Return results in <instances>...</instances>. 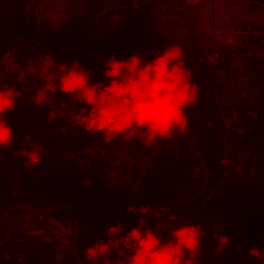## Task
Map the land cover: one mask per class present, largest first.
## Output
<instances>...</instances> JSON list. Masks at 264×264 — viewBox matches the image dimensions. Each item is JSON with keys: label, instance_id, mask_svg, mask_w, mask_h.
<instances>
[{"label": "trees", "instance_id": "16d2710c", "mask_svg": "<svg viewBox=\"0 0 264 264\" xmlns=\"http://www.w3.org/2000/svg\"><path fill=\"white\" fill-rule=\"evenodd\" d=\"M28 1L0 0V66L11 54L24 69L26 54L22 56L19 49L23 44H27L25 51L32 53V64L47 54L31 41L25 27L24 9ZM41 1L31 6V25L34 7ZM102 1L133 7V0ZM81 2L85 9L84 23L79 29L63 33L53 43L41 40L45 47H64L90 24L97 13L96 2ZM116 13L125 17L123 25L104 38L87 36L64 51L48 55L57 63L65 64H70L81 51H96L117 59L132 55L141 39V25L133 15L111 10L99 24ZM262 41L264 36L250 39L251 46L243 50L217 51V59L211 65L198 54L197 46L189 50V62L185 66L191 72L192 83L198 86L199 96L195 106L185 110V132L206 163L208 181L200 193L203 170L182 135L176 133L171 139H164L151 161L128 162L121 153L124 137L104 143L101 133L92 135L74 124L66 94L57 91L50 94L46 103L35 105L32 96L42 82L39 81L31 93L20 70L2 72L3 85L14 87L21 96L16 99L15 109L7 114V123L13 130V144L0 152V212L16 202H30L36 206L56 202L70 204L79 216L75 236L77 256L82 262L91 264L85 258L84 249L104 238L109 225L121 223V235L137 225L141 214L128 212L129 205L153 207L163 200H177L180 202L165 206L179 218L175 223L199 224L206 233L196 264H262L261 260L247 255L251 247L264 250V53L256 51V45ZM139 54L142 56V52ZM236 58L243 64L240 75L247 86V95L229 101L222 94L226 86L215 78L218 72L226 76L232 74V61ZM78 62L92 72V77L103 75V61L85 56ZM61 106L65 115L49 122L47 113ZM75 106L78 111L82 107ZM230 115L235 117L227 124L225 117ZM29 134L31 142L40 144L43 152L40 162L26 169L23 158L14 157L12 153L19 148H30L31 142L21 143ZM156 145L157 141L145 147L136 136L129 142L127 152L132 158L143 159L153 153ZM238 156L243 161L235 170ZM32 216L60 224L63 239L58 236L45 239L28 233L19 225L10 227ZM166 216L167 213H161L158 218L153 216L150 227L163 217L167 220ZM142 218L145 220L147 216ZM218 234L227 236L230 242L221 254L214 253ZM71 236V216L65 209L55 208L49 213L15 209L0 221V240L3 241L0 264H79L73 255ZM108 259L110 264H116L123 257L113 251ZM95 264L101 261L98 259Z\"/></svg>", "mask_w": 264, "mask_h": 264}, {"label": "clouds", "instance_id": "9594fccd", "mask_svg": "<svg viewBox=\"0 0 264 264\" xmlns=\"http://www.w3.org/2000/svg\"><path fill=\"white\" fill-rule=\"evenodd\" d=\"M195 2V0H193ZM183 49L177 45L153 50V58L145 59L139 53L125 59L107 57L103 62V81L91 82L92 72L78 61L71 64L57 63L45 54L40 58L38 71L30 70L40 80L32 102L46 103L50 94L60 93L80 104L72 115L74 124L89 134L101 133L104 143L117 137L129 139L137 136L145 147H151L158 139H171L176 133L187 129L185 110L195 106L198 86L191 81V72L182 59ZM21 92L12 86L5 87L0 74V152L12 146V127L7 123V114L16 106ZM65 115L63 106L47 113L49 122ZM31 142L26 135L21 143ZM43 148L36 142L19 148L12 155L23 158V167L33 168L41 160ZM127 211L141 214L136 226L121 235L123 225L117 222L107 227L104 238L84 249L85 258L95 264H110L108 257L113 251L123 257L116 264H196L201 254V240L206 235L199 224L175 222L179 219L171 210L161 205L159 210L151 206H128ZM167 213L169 235L161 236L152 227H144L143 216ZM3 241L0 240V245ZM225 235H217L214 253L221 254L229 244ZM247 255L262 261L264 250L247 249ZM187 257V258H186Z\"/></svg>", "mask_w": 264, "mask_h": 264}, {"label": "rangeland", "instance_id": "374dc122", "mask_svg": "<svg viewBox=\"0 0 264 264\" xmlns=\"http://www.w3.org/2000/svg\"><path fill=\"white\" fill-rule=\"evenodd\" d=\"M81 1L43 0L36 4L32 15V27L36 31L37 36L41 40L53 42L54 40L60 39L63 33L71 31L74 27V29H78L82 24V14L85 12V10L82 12L81 7L83 6L81 5ZM133 5L137 6L133 8L143 13L147 21V28L149 26L152 32H156L162 36L160 37L162 39L159 42L156 40V43L146 41L147 45L142 53V57L145 59L153 58L154 49L162 50L165 46L177 45L183 49L184 55L182 59L185 63H188L189 50L192 46H197L198 54L200 56L203 55L201 49L202 44L198 40L205 34L209 24H212L214 28L235 27L239 29L247 21L244 18L246 16L248 20L253 22H260L264 19L262 12L259 10L262 6L256 3H248L246 0H195V2L193 0H173L171 2H161L160 0H133ZM124 18L119 13L108 17L99 24L90 34L89 38L107 36L120 28L119 24L122 25ZM25 45L27 44L19 46V49L22 56L26 54L25 64L27 66L22 69L16 63V56L10 54L2 61L0 74L4 71L20 70L25 86L30 88L32 93V89H35V85L38 84L39 80L32 75L30 70L35 69L38 71L40 60L38 63L36 61L32 64V53L30 54V52L25 51ZM256 51L264 53V44L257 46ZM199 60H202V58ZM232 68V74L229 76H226L223 72H218L215 78L216 80H221L226 86L222 94L229 101L232 99H240L245 94L247 95V86H245V81L240 75L241 71H243V64L238 58L232 61ZM101 80H105L103 75H101V78H91V82ZM32 83L34 87H32ZM233 117L235 116L230 115L225 117L227 124L233 121ZM238 157V162L234 165L235 170L239 169L238 165L243 161L241 156ZM227 160L228 163L226 161L225 163L230 164L231 161L229 159ZM51 224L58 226L53 227ZM16 225H19L30 234H36L45 239L55 238L57 236L58 239H63L60 224H54L53 220H44L41 216L26 217L23 221H19V223L14 222V225H10V227L14 228ZM169 227V222L163 217L159 219L153 229L159 231L162 237L167 238Z\"/></svg>", "mask_w": 264, "mask_h": 264}, {"label": "water", "instance_id": "95a60500", "mask_svg": "<svg viewBox=\"0 0 264 264\" xmlns=\"http://www.w3.org/2000/svg\"><path fill=\"white\" fill-rule=\"evenodd\" d=\"M37 0H29L28 3L25 6L24 9V24L25 27L27 29L29 38L31 39V41L37 45L41 50L47 52V53H58L61 51H64L66 49H68L70 46H72L76 41L86 37L87 35H89L94 28L97 26V24L99 23V21L101 20V18L105 15L106 12L111 11V10H117L119 12H124V13H128L133 15L138 22L141 25V39L140 42L137 46V48L135 49V51L132 53L133 54H137L140 53L145 45L147 36H148V28H147V22L144 18V16L142 15V13L140 11H138L137 9L131 7V6H126V5H121L118 3H111V4H105L103 3L102 0H95L96 2V6H97V13L95 14V16L93 17L92 21L90 22V24L79 34H77L75 37L72 38V40L66 44L64 47L60 48L59 50H50V49H46L44 48L36 39L34 32L32 30V25L30 24V17H29V13H30V9L31 6L36 2ZM248 3H256L261 5L262 7H264V0H246ZM92 57V58H96L99 59L101 61L104 62V60L107 58L104 55H102L99 52L96 51H84L82 53H78L77 55H75L71 62L73 61H78L80 58L82 57ZM131 56V55H130ZM129 57V56H128ZM70 62V64H71ZM68 101H69V106H70V110L72 112V114H75V112H78L75 104L71 101V97L68 96ZM180 135H182L184 137V139L186 140V142L188 143L192 153L194 154V156L198 159V161L200 162L201 168L203 170V184L201 189L199 190V193L203 190V188L206 186L208 178H207V168H206V163L204 158L202 157L200 151L197 149L195 143L193 142V140L190 138L189 135L186 134V132L183 133H178ZM136 136H132L129 139H123V144H122V149H121V153L123 158H125L128 162H132V163H147L149 161L152 160V158H154L156 156V154L160 151L163 141L164 139H158L157 140V145L155 147V150L153 151V153L147 157V158H143V159H139V158H132L131 156H129V154L127 153V147L129 142L134 139ZM198 193V194H199ZM189 198L190 199H193ZM180 201L177 200H163L158 202L157 204H155L152 208L158 210L160 208L161 205L167 206L171 203H177ZM182 202V200H181ZM55 208H62L65 209L69 212L70 216H71V225H72V236H71V242H72V251H73V255L76 258L77 262L79 264H86L84 262H82L80 260V258H78L77 256V252L75 249V236L77 234V230L79 227V216L77 211L75 210V208L73 206H71L70 204L64 203V202H56L53 204H50L48 206H36L30 202H16L13 203L7 207H5L1 212H0V221L4 219L5 216H7L10 212L14 211L15 209H24V210H28L31 212H36V213H49L51 212V210L55 209ZM154 215H150L147 216V218L145 219V225L144 227H150L152 219H153Z\"/></svg>", "mask_w": 264, "mask_h": 264}, {"label": "built area", "instance_id": "2783aa9c", "mask_svg": "<svg viewBox=\"0 0 264 264\" xmlns=\"http://www.w3.org/2000/svg\"><path fill=\"white\" fill-rule=\"evenodd\" d=\"M167 1L171 2L173 0ZM133 7L136 8L137 6L133 5ZM261 24H264V22L255 25L245 23L242 27H239V29H236L235 27L214 28L212 25L208 26L205 34H203V36L199 38L200 40H198V42L201 41V49L207 63L210 65L215 63L218 56L217 51L235 49L243 50L244 48L250 47V39L264 36V26L261 27ZM262 44H264L263 41L256 46Z\"/></svg>", "mask_w": 264, "mask_h": 264}, {"label": "flooded vegetation", "instance_id": "af4514ba", "mask_svg": "<svg viewBox=\"0 0 264 264\" xmlns=\"http://www.w3.org/2000/svg\"><path fill=\"white\" fill-rule=\"evenodd\" d=\"M105 4H106V3H105ZM110 4H111V3H110ZM81 5L83 6V3H82V2H81ZM81 9H82V12H83V10H85V9H84V6L81 7ZM84 14H85V12H84ZM84 14H82V21H81L82 24L84 23V16H83ZM99 22H100V21H99ZM81 23H80V24H81ZM122 25H123V24H122ZM122 25L119 24L120 27H121ZM82 26H83V25H82ZM98 26H99V23H98L97 26L94 28V30H95ZM74 28H75V27H74ZM74 28H73V29H74ZM85 28H86V27H85ZM85 28H84V29H85ZM73 29H72V30H73ZM78 29H79V28H78ZM84 29H83V30H84ZM32 30H33L34 35H35L36 39L38 40V42H39L44 48H46V49H50V48L45 47V46L40 42L41 39H40L39 36H36L37 34L35 33L36 31L33 29V27H32ZM75 30H76V29H75ZM83 30H81L80 32H82ZM94 30H93V31H94ZM93 31H92V32H93ZM80 32H79V33H80ZM92 32H91V33H92ZM79 33H78V34H79ZM91 33H90V34H91ZM90 34L87 35V36L89 37ZM76 35H77V34H76ZM76 35H75V36H76ZM75 36H73V37H75ZM87 36H86V37H87ZM104 37H105V36H101V37H98V38L101 39V38H104ZM42 41L44 42L45 40L42 39ZM55 41H56V40H54L53 42H55ZM53 42H49V43H53ZM146 45H147V44H146V42H145V45H144V47H143V49H142V51H141L142 53H143V50L145 49ZM59 49H60V48H58V49H50V50H59ZM42 51H43V50H42ZM43 52H45V51H43ZM82 52H84V51H81V52H79V53H82ZM141 52H140V53H141ZM45 53H47V52H45ZM47 54H50V53H47ZM77 54H78V53H77ZM77 54H76V55H77ZM39 60H40V58H39ZM39 81H40V80H39ZM127 153H128V152H127Z\"/></svg>", "mask_w": 264, "mask_h": 264}, {"label": "crops", "instance_id": "0c3cea01", "mask_svg": "<svg viewBox=\"0 0 264 264\" xmlns=\"http://www.w3.org/2000/svg\"><path fill=\"white\" fill-rule=\"evenodd\" d=\"M261 12H262V16L264 17V7H262V8H260L259 9ZM247 21H245L244 23H246V22H250V23H253V24H260V23H263L264 22V19L262 20V21H260V22H253V21H250V20H248L247 19V16L246 17H244ZM222 23V22H221ZM210 25H212V24H209L208 26H210ZM160 37H162L161 35H158L156 32H152L150 29H149V26H148V36H147V40L149 41V42H151V43H156V40H157V42H159L162 38H160ZM193 39H194V37H193Z\"/></svg>", "mask_w": 264, "mask_h": 264}]
</instances>
